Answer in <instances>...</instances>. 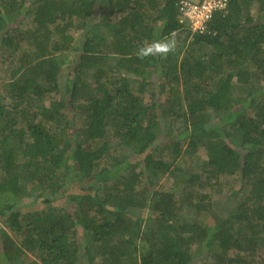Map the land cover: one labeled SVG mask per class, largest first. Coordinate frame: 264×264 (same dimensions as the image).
<instances>
[{"label":"trees","instance_id":"16d2710c","mask_svg":"<svg viewBox=\"0 0 264 264\" xmlns=\"http://www.w3.org/2000/svg\"><path fill=\"white\" fill-rule=\"evenodd\" d=\"M178 2L0 0V264H264V0Z\"/></svg>","mask_w":264,"mask_h":264},{"label":"rangeland","instance_id":"374dc122","mask_svg":"<svg viewBox=\"0 0 264 264\" xmlns=\"http://www.w3.org/2000/svg\"><path fill=\"white\" fill-rule=\"evenodd\" d=\"M24 25L25 24H30V26L32 25V21L30 20V19H23V22H22ZM172 38L170 37V38H168V40L166 41L167 43H169V42H171L170 40H171ZM15 40H18V39H15ZM26 44H23V42H21V45H20V49H23V46H25ZM26 47V46H25ZM10 51V49H8V52ZM1 54V53H0ZM20 54V53H19ZM19 54H17V55H10L11 57V60H12V64H11V66H8L11 70L12 69H16V65H17V56L19 55ZM5 56V55H4ZM9 56V55H8ZM5 67H2V66H0V76H2V77H4V79L6 78V76L8 75V73H7V66L6 65H4ZM0 80H2L1 78H0ZM159 102H160V104H165L166 102H167V100H166V96L165 95H161L160 96V99H159ZM186 145L187 144H184L183 146H181L180 147V150H181V154H183V159H182V167H184L185 165H190V168H191V170L193 171V173H196V174H199L201 171H200V168L198 167V165H196L195 166V164L193 163V161H192V157H188L187 155H185V147H186ZM203 150L202 149H200L198 152H197V154H195V160L196 159H198V158H202L203 157ZM177 163H179L178 162V160H176L175 162H174V164H177ZM189 173H190V171H189ZM124 174H126V175H128L127 173H124ZM171 176L170 175H164L162 178H160V179H157L156 181L155 180H153V182H152V184H153V186L151 187L152 189H156V190H161V191H165V190H167V189H169L170 188V186L172 185V179L170 178ZM235 181H237V178L235 179ZM234 181V179H229V178H227V179H221L220 180V186H219V188H217V189H215V190H213V194H215L216 193V191L218 192V191H220L219 192V194L217 195V197H218V202L220 203V206L219 207H217L216 208V211H217V214H219L218 215V217L220 218V219H222V218H225L226 216H227V214H228V211L229 210H231L232 208H233V202H235V198H231V197H229L228 199H227V195H226V193L228 192L227 190H229L230 192H231V190L234 188V185H235V182ZM203 181H201L200 183H202ZM230 185H232V186H230ZM248 188V187H247ZM207 191H209V189L207 188L206 189ZM195 191H198V192H204L205 191V189L204 188H202V187H200V186H198V187H195ZM228 201V202H227ZM222 205V206H221ZM221 208V209H220ZM141 214H143V217H145V218H147L146 216H148V211H142L141 212ZM217 223H219L220 222V220H218V221H216ZM148 224V223H147ZM146 224V226H148ZM194 248V247H193ZM94 254V253H93ZM95 255V254H94ZM242 254H238L237 253V251H235V250H233V251H230L229 252V257L231 258V259H235L236 257H239V256H241ZM94 260H96L95 262V264H100V261H99V259L98 258H95V256H94ZM32 261H37L36 259H34V258H32V257H25V258H23L19 263H17V264H30V262H32ZM84 264H86V263H84Z\"/></svg>","mask_w":264,"mask_h":264},{"label":"built area","instance_id":"2783aa9c","mask_svg":"<svg viewBox=\"0 0 264 264\" xmlns=\"http://www.w3.org/2000/svg\"><path fill=\"white\" fill-rule=\"evenodd\" d=\"M228 0H179L178 23L191 35L210 34L209 22L216 13L226 9Z\"/></svg>","mask_w":264,"mask_h":264},{"label":"clouds","instance_id":"9594fccd","mask_svg":"<svg viewBox=\"0 0 264 264\" xmlns=\"http://www.w3.org/2000/svg\"><path fill=\"white\" fill-rule=\"evenodd\" d=\"M171 51H174V44L173 43H157L154 46H149L148 48H140L138 50V55L140 58H144L145 56L151 55L154 52L167 55V53H169Z\"/></svg>","mask_w":264,"mask_h":264}]
</instances>
